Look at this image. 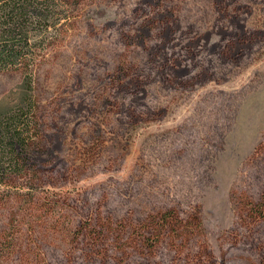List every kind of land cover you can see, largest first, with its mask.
Wrapping results in <instances>:
<instances>
[{
  "label": "rangeland",
  "instance_id": "obj_1",
  "mask_svg": "<svg viewBox=\"0 0 264 264\" xmlns=\"http://www.w3.org/2000/svg\"><path fill=\"white\" fill-rule=\"evenodd\" d=\"M67 3L31 71L0 72V115L36 124L0 264H264V0ZM169 210L195 234L129 245Z\"/></svg>",
  "mask_w": 264,
  "mask_h": 264
},
{
  "label": "trees",
  "instance_id": "obj_2",
  "mask_svg": "<svg viewBox=\"0 0 264 264\" xmlns=\"http://www.w3.org/2000/svg\"><path fill=\"white\" fill-rule=\"evenodd\" d=\"M67 1L0 0V72L19 68L28 73L31 71L52 45L45 32L55 27L61 16L67 17ZM23 104L29 111L32 110L33 102L28 100ZM22 110L21 107L20 113L16 111L0 115V184L24 176L28 151L36 144L35 117L33 114H23ZM251 211L264 214V198L253 205ZM196 227L193 220H181L176 212L169 210L150 217L142 227H137V235L131 238L129 245L147 246L149 250L168 234L174 240H181L182 233L194 235ZM103 233L101 231L90 236L89 241L93 246L102 243L105 237Z\"/></svg>",
  "mask_w": 264,
  "mask_h": 264
}]
</instances>
